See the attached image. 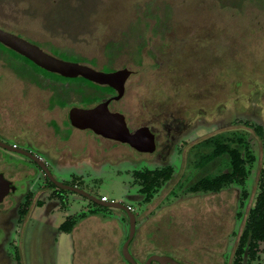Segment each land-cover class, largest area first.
Returning a JSON list of instances; mask_svg holds the SVG:
<instances>
[{"label": "rangeland", "instance_id": "1", "mask_svg": "<svg viewBox=\"0 0 264 264\" xmlns=\"http://www.w3.org/2000/svg\"><path fill=\"white\" fill-rule=\"evenodd\" d=\"M7 1L0 0V23L28 30L39 27L43 37L38 33L32 36L48 39L79 57L94 58L98 64L105 61V43L120 41L125 34L123 41L126 44L114 57V64L118 67L128 65L134 72L126 81L124 96L114 107L127 116L131 125L152 123L166 115L181 119L187 114L195 117L198 109L202 110L203 119L195 123V130L192 129L187 138L186 134H180L172 143L174 152L169 156V162L174 163L175 172L180 167L187 141L190 146L224 129L249 133L255 156L247 164L249 196L245 208L239 210L241 217L233 215L232 209L233 198L239 194L236 186H230L216 196L193 195L180 187L189 170L178 172L173 180L161 185L150 202L140 203V199L134 198L138 195V187L135 181L132 183L131 170L153 168L156 164L149 161L152 155L138 152L126 143L99 139L87 129H73L72 138L77 136L70 143L74 164L51 165L53 174L60 181L69 180V184L76 183L93 196L105 195L109 201L129 204L141 214L149 213L145 216L147 221L142 232L148 253L170 256L183 264H229L230 251L243 225L246 209L258 191L260 173L264 171V143L249 125L243 123V120L255 122V117L258 121L264 119V0H98L97 6L94 5L96 0H50L53 5L49 11L58 15L57 24L66 29L59 33L53 30L52 22L37 23L36 18L42 17L48 8L49 3L46 7L42 5L47 0H27L28 6L25 3L19 6L14 0V4ZM49 16L53 19V14H46ZM171 25L173 30L168 28ZM130 35L145 40L141 65L133 61ZM208 53L217 57L215 60L205 59L204 66L208 67L211 62L215 67L213 72H208L204 66L203 70L200 68L199 58ZM62 57L78 60L73 55ZM49 90L20 80L0 61V99H16V102L10 101L15 107L16 103L19 105L17 115L20 121L32 120L42 129L50 117H56L59 123L65 118L64 110L49 112L38 108L35 99H47ZM257 92L261 98L257 99ZM23 99H33L28 109L23 105ZM6 102L0 101V127L3 128L15 121L4 106ZM222 104L228 107L223 109ZM259 109L262 114H254ZM88 141L98 147L91 158L87 156ZM189 159L190 166L191 154ZM13 169L11 158L0 156V173L9 178ZM69 174L76 179L70 180ZM79 176L83 179H77ZM65 195L71 207L66 210L58 207L53 214L43 207L29 219L27 227L17 230L25 232L29 241L40 243L45 226L58 225L63 214L79 212L80 207L88 202L72 191H66ZM94 206L99 215L109 218L120 214L127 222L119 209ZM142 217L140 215L141 221ZM136 218L138 227V216ZM98 224L97 218L89 219L76 232L58 235L56 255L59 264H68L73 248L78 264L82 260V264H105L106 259L112 261L109 258L111 251L104 256L108 243L115 236L104 241ZM88 250L89 257H84L81 252Z\"/></svg>", "mask_w": 264, "mask_h": 264}, {"label": "flooded vegetation", "instance_id": "2", "mask_svg": "<svg viewBox=\"0 0 264 264\" xmlns=\"http://www.w3.org/2000/svg\"><path fill=\"white\" fill-rule=\"evenodd\" d=\"M14 1H16L15 3H17L19 6L23 5L24 3L27 4V0H14ZM98 2L99 1L96 0L94 5L97 6ZM7 3L14 4L13 0H8ZM46 4H48V6ZM42 5L44 7L47 6L48 8L45 9L44 13L42 14V17L36 18L38 19L37 23L41 24L42 22L43 24L45 23V21L52 22L54 28L53 30H57L56 32L59 33V31H63V30L66 31V29L62 28L57 24L58 15L52 10L49 11V7L53 5V2L47 0L44 1V4ZM23 11L25 10L23 9ZM23 14H25V12H23ZM46 14L47 15L53 14V19L51 18V16L46 17ZM157 22L158 21L156 20L154 23L156 24ZM170 27L172 30L174 29L173 25L168 26L169 29ZM0 28L12 34H15L20 38L38 46L40 49H42L44 52L48 54L66 61L85 64L95 70L103 71V72H114L116 70L123 68H126L130 71L129 75L124 81L122 94L118 98H116V96L118 95V90L108 84L96 83L82 76L65 77L56 72L48 71L40 67L39 65L35 64L33 61H31L29 58L25 57L18 51L0 42V61L3 62L4 67H6L9 71H11L20 80L29 81V83L33 84L35 87L38 88L50 89L49 90L50 94L47 97V99H35L38 108L42 107V109L47 110L49 112L55 110H64L65 113V118L60 123L58 122L56 117H50L47 119L45 123L46 125L45 128L42 127V129H40L39 126L38 127L35 126L34 122L33 123L31 122L32 120L26 122L20 121L17 115L19 105L16 103V107H15L14 103L12 102V101L16 102V99H0V101L7 100L4 106L9 110L8 113L11 115V118L15 120L11 125L6 126L5 128L0 127V156L2 158V156L5 155L11 158V162L14 164V169L11 171L12 172L11 177L6 178L3 175V173H0L6 180L10 181L11 184L13 185V188H9V190L5 193L2 200L0 201V264H59L60 262L58 261L59 259L57 258L56 255L58 235L60 233L72 234L76 232V230L82 228L83 223L87 222L89 219H96V218L100 222V224H98L97 227L100 230L101 234L103 235L104 241L108 242L111 239L110 236L112 235L115 236V239L113 241L110 240V242L108 243L106 248V253L104 256L106 257V255H108V251H111L112 256L109 258L112 261L106 259V261H104L105 264H145L150 256L161 255V254H153L147 252V243L145 242L144 237L142 235L143 229L147 221V219H145V216L146 214L149 213H145L146 212L145 211L144 214H141L140 212L136 211V209L133 210L131 205L129 204L126 205L116 200H110V201L122 204L124 207L127 208V210L121 207L108 206L100 202H95V200L90 198V196L98 200H101L102 202H109V200L105 195H101L99 198L93 196L88 192L84 191L83 189H81L80 187H78L76 183L69 184L68 183L69 180L60 181L53 174V171L51 170V165L54 166H57L59 164L65 165L67 164V162H71V164H74V161L71 159V155H70L72 151L71 148L73 146L71 147L70 143L77 136L72 138L74 132L73 129H78V130L87 129L90 130L99 139L100 138L108 139V140H112L113 142H119L117 140L109 139L107 137H103L99 134H96L90 128L79 129L73 126L70 123L68 117L69 110L73 107L83 108V109L93 108L100 103L107 102V108L109 111L118 112L123 115L125 119V123L130 132H133L142 126H147L149 128L154 138V149L152 151L148 152V151L138 150L126 142H121L128 144L130 147H132L134 150L138 152L151 154L152 156L150 157L149 161L151 163L152 162L155 163L156 165L158 164L157 166L155 165L153 168H143V169L134 168L131 170V177H133L132 183L134 184L135 181V184L138 187L137 188L138 195L135 196L134 198H137V200L140 199V203L141 201H143L144 203L150 202V200L153 198V195L159 190L161 185L163 186V184L165 185L169 183L171 180H173L178 172L180 173L181 171L189 170V173H187V176L184 177V182L182 185H180V187L183 188V190H185L186 192L191 193L193 195H196L197 193H204L203 196L205 195L216 196V195H220L226 188L230 186H236L239 189V194L238 197H236L235 195V197L233 198L232 209H233V215L235 214L236 217L237 216L241 217L242 214L240 213L239 210L245 208L247 204V198L249 196V191L247 190V183H246L249 177L247 164L253 161L255 156L252 146L250 144L249 133H247L244 130H238V129H224L216 133H213L207 137L201 138L200 140L195 141L190 146L188 143L189 141H187V148L182 153V161L179 165L180 167L177 170V172H175L176 168L174 167V163L170 164L169 162V156L171 157L172 152H174L171 150L172 143L174 142L175 138L180 134L183 133L186 134L185 137L187 138V136L192 133V129L195 130L194 127L195 123L200 119H203L202 118L203 112L199 108L198 112L195 113V117L193 116L190 117L187 114L185 118L182 117L181 119L180 117H175V115L173 116L166 115L163 117V119L160 118L159 120L152 121V123L139 124L135 126L131 125L129 123V119L127 118V116L123 112H121L120 110L114 107L115 103H118L121 100V98L124 96L126 81L134 72V70L128 65L121 64L122 66L118 67L117 65L114 64V57L120 52L123 45L126 44L125 43L126 41L125 42L123 41L125 40V34L123 39H121L120 41H110L105 43L104 45L105 61L102 62L101 64H98L94 58L87 59L85 57L84 58L79 57L72 52H68L67 48L54 45L48 39H42V38L37 39L36 37L32 36V34L35 33L41 34L40 36L43 35V31H39V27L37 28L31 27L28 30L26 27H22V29H20V27L14 28V27L5 26L2 23H0ZM44 28L46 27L44 26ZM134 35H136V33ZM131 37L133 38L134 36ZM132 38L130 39V42L132 40L133 45L131 47L130 52L132 53L133 61L137 65H141V56H142V50L145 40L144 39L142 40V38L138 36L137 38L141 39L142 40L141 42L136 40L137 38H133V39ZM172 48L176 51L178 50L175 46H172ZM11 51L18 55L13 54ZM19 55L31 61L33 64L41 68V70L31 65L28 61L24 60ZM62 55H73L78 60H72V59L67 60L64 59ZM216 58H217L216 56L212 57L210 53L202 55L201 58H199L200 68L203 70L202 66H204L206 62L205 59L215 60ZM204 68L205 70H208V72L209 71L213 72L215 67L214 65L211 64V62H209L208 67L204 66ZM43 71L57 74L67 79H76L77 77H82L90 81L91 83L97 84L99 86H106L109 89L105 88L104 91L101 93V95H98V97H91V98L88 97V99H83L74 90L73 91L71 90L68 96H62L60 94L62 88L76 86L75 84H77V81L75 80L70 82L69 80H62L52 75H46ZM206 77L207 76H205L204 78L206 79ZM85 89L86 91L89 92L92 90L89 87H85ZM257 93H258L257 99L261 98L260 97L261 94L259 92ZM220 96L222 97L225 95H220ZM23 100L25 101V104L23 105L26 106V108L28 109L30 101H33V99H23ZM222 106L223 109L225 106L228 107L227 104H222ZM223 109L221 108V111ZM226 111L227 109H225V112ZM258 112L261 113V110L259 109L257 112L255 113L253 112V113L257 114ZM254 119L257 121L248 122L247 120H243V123L249 125L251 127L250 129L253 131V133H255L256 137L259 138V140H261V142L264 143V119L260 120L259 118V121L256 117ZM189 128H191V130L188 132ZM40 130H42V132H40ZM238 135L243 137L244 139L243 144L245 147H247V151L244 152H247L250 155L248 156V154L246 155L245 153H243L244 176L243 178H241V180H237V178L233 176L232 173L230 172L231 159L230 156L226 153L225 154L223 153L213 161L209 162L208 164H206V166L203 167L198 166V160H197L198 157L204 154L208 149L207 146H205L203 143L205 139L216 136H219L220 138L227 137L225 138L227 141L230 142L234 141L235 143V141H237L236 139ZM196 136H198V134ZM82 141L83 139L81 140V142ZM87 148L89 149V152L87 154L88 158H91L92 155L95 153V150L96 151L98 150V147L95 148L94 143L91 141H88ZM18 150H22L25 153L18 152ZM175 154L176 152L174 153V156ZM177 154L180 157V152H178ZM190 154L192 155L193 159L191 160V165L189 166ZM251 156L253 157V159L250 158ZM14 171H18V173L16 174ZM152 171L153 172L159 171L161 174H166V172L169 171L170 175L166 179H161L160 177L159 180L160 184L156 187L155 191L153 192L149 200H145L144 199L145 195L141 190L142 182L137 177L136 172H152ZM218 175L221 176L223 175L224 177H227L225 178L227 181L223 183L218 189H205V190H197V191L189 190V185L195 180L201 178L202 176H208L209 178H211ZM68 177L70 178V180H73L74 178L76 179V177L72 174L71 175L69 174ZM81 178L82 176H79L77 179H81ZM57 183L75 187L80 191L63 188L59 186ZM66 191H72L74 193H77L80 196L87 199L88 202L80 207L79 212L75 211L73 213L63 214L64 216L58 225L45 226L40 234L41 240L40 243L38 244L36 241H32V242L29 241L27 239V236L25 235V232L21 233L20 231L17 230L20 229L21 227L24 228L27 227L29 224L28 222L30 221L29 219H32L33 214L38 213V211L43 207H46L48 213L50 214H53L54 209L58 207L66 210L68 206H70L69 199L65 198ZM261 192L264 193V171H262V174L260 173V177L258 178V191L256 192V194H254L252 204L246 209L243 225L237 235L236 242L232 250L230 251L231 255L228 260L229 264H263L264 263L263 261L264 240L259 239L254 241V239H249L250 233H248V239L242 240V235L244 233V230L246 229V224L249 219L250 211L254 207L257 196ZM86 193L89 196H87ZM103 196L105 197V199H102ZM94 205H98L104 208L107 207V208H113V209L115 208L121 210L125 214L127 222H125L124 220L125 218H123L122 215L120 214H115L114 216L108 218L105 215L102 216L95 213ZM128 212L132 213L134 216V225L130 236H129L130 225H129ZM110 213L111 211L108 212V214ZM140 215H143L142 217L143 222L140 219ZM137 216L139 223L138 227L136 225ZM86 227L87 226H85L84 228ZM124 228L127 229L125 235H124L125 232ZM126 241H127L126 251L131 257L132 262L129 259H127L123 254V245ZM143 251L144 253H142ZM81 253L84 257H89L88 256L89 250L86 253L83 252ZM161 256H166V255H161ZM102 260L103 257L102 259H100V261ZM174 260L179 262L180 264H183L182 262L176 259ZM83 262L84 260L81 261V264ZM76 263L78 264V262H76L75 251L73 248V252L69 259L68 264H76ZM146 264H161V263H159L155 259H150V261Z\"/></svg>", "mask_w": 264, "mask_h": 264}, {"label": "water", "instance_id": "3", "mask_svg": "<svg viewBox=\"0 0 264 264\" xmlns=\"http://www.w3.org/2000/svg\"><path fill=\"white\" fill-rule=\"evenodd\" d=\"M0 42L18 51L19 53L33 61L35 64L48 71L56 72L65 77L82 76L96 83L108 84L118 90V95L116 96V98H118L122 94L124 81L130 73V71L126 68L119 69L114 72L98 71L85 64L66 61L54 57L44 52L38 46L1 28ZM68 117L70 123L79 129L90 128L96 134L107 137L109 139L117 140L119 142H126L138 150L150 152L154 149V138L149 128L147 126H142L137 130L130 132L125 123L123 115L118 112L109 111L107 108V102L100 103L93 108L83 109L73 107L69 110ZM18 152L25 153L22 150H18ZM57 184L66 189L80 191L75 187H71L61 183ZM9 188H13V185L10 181L6 180L0 174V201L2 200L5 193L9 190ZM86 195L89 196L87 193ZM90 198L95 200V202H100L108 206L121 207L127 210L126 207L117 202H102L101 200H98L92 196H90ZM128 215L130 236L134 225V216L129 212ZM126 243L127 241L123 245V254L132 262L131 257L126 251ZM150 259H155L161 264H180L179 262L168 256L152 255L149 257L146 263H148Z\"/></svg>", "mask_w": 264, "mask_h": 264}, {"label": "trees", "instance_id": "4", "mask_svg": "<svg viewBox=\"0 0 264 264\" xmlns=\"http://www.w3.org/2000/svg\"><path fill=\"white\" fill-rule=\"evenodd\" d=\"M12 52V51H11ZM13 54H16L12 52ZM18 55V54H16ZM20 56V55H19ZM24 60L28 61L31 65L37 67L41 70L38 66L33 64L28 59L20 56ZM46 75H52L62 80H69L77 81L76 86L70 87H63L60 91L62 96H68L69 92L72 90L76 91L83 99H88L91 97H98L104 91L106 86H99L97 84L91 83L90 81L82 78L77 77L76 79H67L60 75L53 74L47 71H43ZM85 87H89L92 90L86 91ZM109 89V88H108ZM224 138H220L219 136L207 138L203 142L205 146H207V150L204 154L198 157V166L203 167L206 166L209 162L213 161L223 153L228 154L230 156V163H231V170L233 176L237 178V180H241L244 176V158L243 153L246 155L249 153L244 152L247 151V147L244 146L243 142L244 139L242 136H237V141L230 142ZM253 159V157H250ZM249 158V159H250ZM137 177L141 180L142 184V192L145 195V200H149L153 192L155 191L156 187L160 184V177L161 179H166L169 177V171L166 174H161L159 171H152V172H136ZM223 175H218L215 177L209 178L208 176H202L201 178L195 180L189 185V190L197 191V190H205V189H218L223 183L227 180ZM264 193H260L257 196L256 202L254 207L251 209L249 214V219L246 224V229L242 235V240L248 239V233H250L249 239H254V241L262 239L264 240Z\"/></svg>", "mask_w": 264, "mask_h": 264}, {"label": "built area", "instance_id": "5", "mask_svg": "<svg viewBox=\"0 0 264 264\" xmlns=\"http://www.w3.org/2000/svg\"><path fill=\"white\" fill-rule=\"evenodd\" d=\"M102 199H105V197L103 196Z\"/></svg>", "mask_w": 264, "mask_h": 264}]
</instances>
